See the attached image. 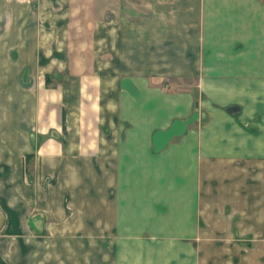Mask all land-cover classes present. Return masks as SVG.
<instances>
[{
    "label": "crops",
    "instance_id": "0c3cea01",
    "mask_svg": "<svg viewBox=\"0 0 264 264\" xmlns=\"http://www.w3.org/2000/svg\"><path fill=\"white\" fill-rule=\"evenodd\" d=\"M91 3L0 0V264H264V0Z\"/></svg>",
    "mask_w": 264,
    "mask_h": 264
},
{
    "label": "rangeland",
    "instance_id": "374dc122",
    "mask_svg": "<svg viewBox=\"0 0 264 264\" xmlns=\"http://www.w3.org/2000/svg\"><path fill=\"white\" fill-rule=\"evenodd\" d=\"M78 1L84 2L85 0H78ZM91 1L93 2L91 4L95 3V0H91ZM95 4H97V5H94V6L92 5V8L90 10H88L91 18H97L100 13H102L106 9H108L105 7H108L109 0H97V2ZM25 173H26L25 179L29 182L30 173H29V171L28 172L25 171ZM202 235H203V237H199L197 240L198 246H194L196 249L195 254L197 255V257L203 258V259L222 258L223 253L225 254L224 249L226 248V246H221L222 238H227V236L208 235V234H202ZM146 237H150V236L147 235ZM89 247L91 249L93 248V246H89ZM85 253L86 254L84 256L83 251H81L80 255L78 256L77 251H70V262L69 263L70 264H93V259H94L93 253H94V251L93 250H87ZM180 253H183V252L178 251V250L175 252V254H177V256ZM186 253L188 254V251H186ZM175 254H174V256H172V255L169 256L167 253L165 255V257H170V258L177 257ZM153 255H155V254L153 253ZM161 258H163V257H161ZM161 258H159V259H161ZM78 260H79V262H78Z\"/></svg>",
    "mask_w": 264,
    "mask_h": 264
}]
</instances>
